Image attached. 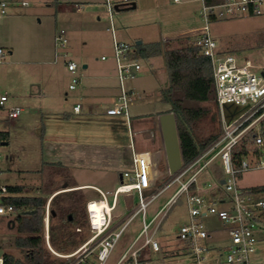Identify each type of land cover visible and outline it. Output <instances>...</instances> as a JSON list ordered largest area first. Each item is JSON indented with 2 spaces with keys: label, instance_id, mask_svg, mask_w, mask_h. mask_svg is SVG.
Instances as JSON below:
<instances>
[{
  "label": "rangeland",
  "instance_id": "obj_1",
  "mask_svg": "<svg viewBox=\"0 0 264 264\" xmlns=\"http://www.w3.org/2000/svg\"><path fill=\"white\" fill-rule=\"evenodd\" d=\"M11 1H14V4L10 6L9 15L0 20V47L6 51L5 58L0 62V93L7 92L10 96V104L22 107L23 111L7 126L10 139L7 144L0 146V182L10 186L24 185L25 194L39 195L42 193L40 187L43 179L38 170L42 162L59 160L55 155L50 154V150L54 147H49V138L45 136L46 127H50L49 124L47 125L51 115L49 111L58 106H61L63 111L66 109L65 103H68L62 89L68 87L69 78L63 58H55V36L60 29L65 30L69 58L78 64V72L83 71L85 63H90L91 67L102 63V55L114 58L113 38L111 32L107 30L110 20L103 5L105 0ZM22 1L27 4L20 5ZM78 1L86 3L84 10H76ZM135 1L138 2L136 9L114 10L113 16L115 26L119 30V41L129 44L138 40L151 42L159 40L162 36H169L172 40L183 30H196L205 24L201 16L202 0H182L180 3L174 0ZM15 2L20 3L15 4ZM92 2L100 5H91ZM210 29L217 43L225 46L224 50L227 52L234 54L238 64L241 65L246 58H250L256 65L264 66V15L217 20L210 23ZM133 61L138 62L141 69L136 77L129 78L124 83L127 89L135 88L138 95L130 104V115L134 114L133 112L145 113L148 115L146 116L148 120H151L160 110H168L171 107L170 103L163 101L161 97V90L169 85L166 58L164 55H157L149 59L139 58ZM186 104L202 105L208 109L206 116L194 125L197 138L207 139L212 134L218 135L221 132L222 118L215 99L209 102L186 100ZM84 112L89 113L87 105H84ZM258 124L264 129V117L258 121ZM125 125L128 128L127 122ZM146 134L150 136L149 133ZM148 148L153 152L155 166L164 181L169 174L164 148L160 147L162 151L159 150L157 144ZM216 170L220 171L219 168ZM79 173L82 180L93 179L96 176L93 170L86 169ZM199 178L212 185L215 183L207 171ZM239 184L248 188L256 187L257 194L264 198V169L245 172L239 178ZM64 186L65 184L60 190L69 189ZM177 187V185L169 187L149 204L145 216L147 221H150L165 205ZM215 193L225 195L224 190L220 188H217ZM85 194L88 199L101 197L93 189L85 190ZM53 195L54 193L48 195L46 205L51 203ZM122 196L115 211L127 213ZM108 199H112V193L108 194ZM137 201L136 197L134 203ZM129 215L120 225L127 221ZM45 216L46 211L44 214L46 246L54 255L64 257L63 255L69 253H59L53 248L50 230L49 242L53 250L48 245ZM187 219L188 208L185 196L181 195L170 206L160 210L152 224V228L158 225L161 250L164 249L166 253L172 254L164 257L166 260L163 264H204L200 263L193 253L184 250L182 242L178 239L179 226ZM51 222L53 223V219L51 220L50 216V226ZM54 222L57 223L56 220ZM204 223L207 228L217 229L214 237L207 241L209 246L224 247L229 242L227 231L216 217L208 216L204 218ZM142 225L143 215L139 213L128 223L106 264H116ZM17 233L16 223L9 224L6 218H0V257L5 252L22 257L23 253L15 245ZM256 234L258 242L252 258L256 261H264V221L262 228L258 229ZM90 235L89 231L87 237ZM95 245L91 247L93 252L85 257L86 262L81 264H100L95 259ZM178 248H181L182 253L174 254ZM154 253V261L158 257H163L161 252ZM65 258L69 263L75 259V257ZM215 259V251H213L206 262ZM220 264L228 263L223 260Z\"/></svg>",
  "mask_w": 264,
  "mask_h": 264
},
{
  "label": "built area",
  "instance_id": "obj_2",
  "mask_svg": "<svg viewBox=\"0 0 264 264\" xmlns=\"http://www.w3.org/2000/svg\"><path fill=\"white\" fill-rule=\"evenodd\" d=\"M181 1L174 0L176 3ZM12 4L14 1L0 0V20L9 14ZM21 4L27 2L22 1ZM103 5L109 15L110 25L107 30L111 32L113 38L120 88L116 101L106 109V114L123 115L130 121L129 108L136 97V91L127 89L124 83L127 79L137 76L141 65L134 62L135 59L130 56L133 50L132 44L118 40L119 30L115 26L113 16L115 0H105ZM85 6V2H77L76 10L82 11ZM262 15H264V0H202L201 16L205 24L196 32L197 43L201 46L203 54L210 57L212 62L216 102L222 118L221 132L192 159L183 161L177 172L169 173L161 185L150 193L146 191L152 188L158 175L152 154L150 151H134L133 168L122 174L127 180L114 189L111 200L108 199L107 192L95 187L101 197L89 199L86 204L91 235L72 253L63 255L67 258L75 257L69 264L84 262L88 253L93 252L91 250L93 244H96L95 259L100 264H106L128 223L139 213L143 215L142 229L122 252L116 264H151L142 253L147 248L154 251L161 250V244L156 239L158 225L152 228V224L160 210L170 206L181 195L185 196L188 208V219L180 224L178 230V239L184 244V250L193 253L198 261L204 264H220L223 260L228 264H264V261H256L252 258L258 242L256 232L262 228L264 221V198L257 194V188L243 187L239 184V178L245 172L264 169V129L258 124V121L264 117V76L257 72L258 66L251 59H245L240 65L234 54L220 52L210 29V23L217 20ZM65 33L64 29H60L55 36V58L62 57L65 61L68 70L72 73L69 88L75 89L80 82L77 74L78 64L69 58L68 38ZM163 39L167 41L171 37L164 36ZM5 56L6 51L0 47V62ZM102 58L106 59V56ZM9 100L10 96L7 92L0 93V135L8 131L7 126L23 111L22 107L11 105ZM225 103L246 108L227 123L223 114ZM69 106L75 114L82 112L83 105L80 101L70 102ZM247 140H250L248 151L242 158L236 160V153L243 148ZM4 141V138L0 137V146ZM217 168L220 169L219 172ZM206 171L213 178L214 185L204 179L200 180L199 176ZM173 185L178 186L176 191L156 215L147 221L145 216L149 204ZM217 188L223 189L225 195L215 193ZM132 192L138 195L134 210L127 221L115 225V210L119 195ZM11 194L9 185L0 182V218H6L8 222L29 210L26 206L17 207L13 203L6 202L5 198ZM100 202H104L101 205V213L97 205ZM208 216L216 217L227 231L229 242L224 247L208 245L207 241L214 237L217 230L207 228L205 225L204 218ZM45 227L47 242L52 249L49 242L50 204L46 205ZM213 251L216 259L206 262ZM0 264H3L2 257Z\"/></svg>",
  "mask_w": 264,
  "mask_h": 264
},
{
  "label": "trees",
  "instance_id": "obj_3",
  "mask_svg": "<svg viewBox=\"0 0 264 264\" xmlns=\"http://www.w3.org/2000/svg\"><path fill=\"white\" fill-rule=\"evenodd\" d=\"M197 40L198 34L193 33L170 41L135 42L130 53L134 59H149L157 55L166 58L169 85L161 90V97L171 105L168 112L175 113L183 161L192 159L217 136L212 134L207 139L197 138L194 125L206 116L208 109L202 105L186 104V100H216L212 62L210 57L203 54ZM0 137L9 141V131L2 132ZM248 141L236 153V160L248 151ZM38 173L43 179L40 187L42 193L39 195L25 194L24 185H9L12 194L5 198L6 202L17 207L26 206L29 210L14 219L18 225L15 245L23 255L17 257L5 252L3 264H69L68 259L54 255L45 243L44 214L48 195L53 193L50 203V216L53 219L50 241L53 248L59 253H71L88 239L90 230L86 202L89 199L84 189L77 187L69 166L60 161H43ZM156 180L160 182L163 177L158 173ZM64 184L68 190H60ZM182 248L185 249L184 244ZM179 252L181 250H176L174 254ZM144 258L151 259L149 256Z\"/></svg>",
  "mask_w": 264,
  "mask_h": 264
},
{
  "label": "crops",
  "instance_id": "obj_4",
  "mask_svg": "<svg viewBox=\"0 0 264 264\" xmlns=\"http://www.w3.org/2000/svg\"><path fill=\"white\" fill-rule=\"evenodd\" d=\"M133 4H135V7L130 9H136L138 2L135 0H115V5L120 10H130L124 8L133 7ZM20 5L22 4L20 3ZM91 5L99 6L100 4L92 2ZM197 30H183L177 36L193 34ZM163 37H160L159 40H164ZM218 47L220 52H227L224 50L225 46L218 44ZM103 56H101L102 63L99 65H92L91 67L90 63H85L83 71H77L80 82L75 89H70L69 85L62 89L66 100H68V103L64 104L66 109L62 111L61 106H58L49 111L51 115H49L47 125L49 124L50 127L48 128L46 125L45 136L49 138V147H54L53 150H50V154L55 155L59 159L58 161L69 166L78 188H83L84 191L93 189L98 192L95 189V187H98L110 194L118 185L127 180L122 177V174L125 171L132 170L134 151H150L153 159V152L148 147H154V144H157L159 150L162 151L160 147H163L165 151L159 116L168 112L169 109L160 110L157 116L151 120H148L146 117L148 115L145 113L133 112L134 114L130 115V121L123 115L106 114V109L111 107L116 101L120 88L114 58L106 56V59H103ZM64 64L66 66L65 61ZM257 66V72L264 76V66ZM66 72L70 84L72 73L68 68ZM133 89L136 90L135 88ZM136 97H138L137 94ZM73 101L82 103L83 109L81 113L75 114L70 109L69 103ZM84 105H87L89 113L84 112ZM125 122L128 123V128H126ZM146 133H149L150 136ZM142 134L144 135L142 136ZM86 169L93 170L96 176L93 179L82 180L79 172ZM156 181L155 178L152 186L154 189L163 180L160 182ZM154 189L150 188L146 193H150ZM121 195H123L122 200L125 203L127 213L115 211V225L122 223L134 210L138 202L134 203L136 197L138 198L137 193H121L118 197L117 208ZM159 238L161 237L159 231H157L156 239L159 241ZM177 250L180 251L181 248ZM154 252H161L163 257H158L154 261ZM169 255L171 254L166 253L164 249L154 251L151 248L142 253L143 257L149 256L151 258V264L153 262L155 264H163L166 260L164 257Z\"/></svg>",
  "mask_w": 264,
  "mask_h": 264
},
{
  "label": "water",
  "instance_id": "obj_5",
  "mask_svg": "<svg viewBox=\"0 0 264 264\" xmlns=\"http://www.w3.org/2000/svg\"><path fill=\"white\" fill-rule=\"evenodd\" d=\"M128 7L124 9L134 8ZM116 10H120V8L115 5ZM138 44L142 43L141 40L137 41ZM246 107H241L239 105H235L233 103H225L223 105V114L227 121V123L231 122L237 115H239ZM159 121L161 125V131L163 135L166 158L168 163V169L170 174H174L177 172L183 163L182 152L180 147V140L176 122V116L174 112H165L159 116ZM8 141H4L3 144H7ZM224 183V180H222ZM64 188H67L65 184ZM15 224L14 220L9 221V224Z\"/></svg>",
  "mask_w": 264,
  "mask_h": 264
},
{
  "label": "bare ground",
  "instance_id": "obj_6",
  "mask_svg": "<svg viewBox=\"0 0 264 264\" xmlns=\"http://www.w3.org/2000/svg\"><path fill=\"white\" fill-rule=\"evenodd\" d=\"M102 204H104V202L97 203V205H98V209H99L100 213H101V211H102V210H101V205H102ZM94 205H95V204H94Z\"/></svg>",
  "mask_w": 264,
  "mask_h": 264
}]
</instances>
